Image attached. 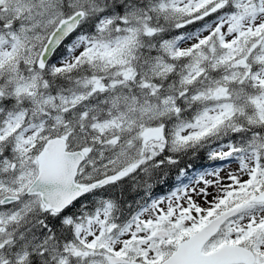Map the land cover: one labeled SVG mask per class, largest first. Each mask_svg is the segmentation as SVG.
<instances>
[{"label": "snow or ice", "instance_id": "6c2138e0", "mask_svg": "<svg viewBox=\"0 0 264 264\" xmlns=\"http://www.w3.org/2000/svg\"><path fill=\"white\" fill-rule=\"evenodd\" d=\"M0 264H264V0H0Z\"/></svg>", "mask_w": 264, "mask_h": 264}, {"label": "trees", "instance_id": "16d2710c", "mask_svg": "<svg viewBox=\"0 0 264 264\" xmlns=\"http://www.w3.org/2000/svg\"><path fill=\"white\" fill-rule=\"evenodd\" d=\"M158 191H160V190L158 189Z\"/></svg>", "mask_w": 264, "mask_h": 264}]
</instances>
